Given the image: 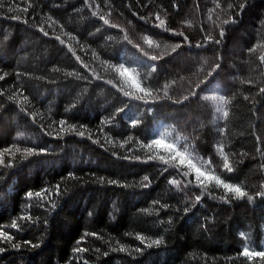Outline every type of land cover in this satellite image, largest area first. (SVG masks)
I'll list each match as a JSON object with an SVG mask.
<instances>
[{
    "label": "trees",
    "instance_id": "16d2710c",
    "mask_svg": "<svg viewBox=\"0 0 264 264\" xmlns=\"http://www.w3.org/2000/svg\"><path fill=\"white\" fill-rule=\"evenodd\" d=\"M261 57L264 0H0V264H264Z\"/></svg>",
    "mask_w": 264,
    "mask_h": 264
},
{
    "label": "snow or ice",
    "instance_id": "6c2138e0",
    "mask_svg": "<svg viewBox=\"0 0 264 264\" xmlns=\"http://www.w3.org/2000/svg\"><path fill=\"white\" fill-rule=\"evenodd\" d=\"M157 19H159V17H157ZM227 22L228 21H225V23H227ZM163 23H164V21L161 20L160 24H163ZM147 42L150 45L152 43V41H150V40L147 41ZM152 59L155 60L156 57H152ZM261 60L264 61V57H261ZM154 70H155V68H153V71ZM124 71L127 72V69H125ZM0 78H2V77H0ZM141 91H143V89H141ZM205 99H209V98L205 97ZM212 99H217V98L216 97H212ZM226 103H227V101L223 97L219 98V106L216 108V111L218 113H221V117L220 118H225V117L228 116V112L224 111V108H223V105H225ZM154 143L161 144L162 142L160 140H156V141H154ZM167 147H172V145H167ZM161 159L163 160V157H161ZM223 167L225 169H227L228 171H232V168L229 166L226 157H225V162H224ZM196 171L199 172V174L201 176H205V173L203 171H201L200 168H197ZM145 179H148V178L145 177ZM207 179H212V177L208 176ZM216 182H217V184H223V187L226 190H228L230 192H233L237 198H242V197L247 195V193L245 191H243L240 186H233L232 184H229V183H223V181H221L219 179H217ZM171 183L176 184L177 181L173 180V181H171ZM28 195L31 196L32 193H28ZM258 195H264V193H258ZM197 199H199V197H197ZM249 199H251V197H249ZM12 227L13 228L17 227L15 222H13ZM0 239L10 241V240H12V237L10 235H8L6 232H4L3 230H0ZM153 243L158 245V244L161 243V241L160 240H154ZM13 247H19V245H13ZM2 251H3V249L0 248V252H2ZM241 255L244 256V257H248V258H253V257L264 258V250H262V251H251V250H249V248L245 247L242 250Z\"/></svg>",
    "mask_w": 264,
    "mask_h": 264
},
{
    "label": "rangeland",
    "instance_id": "374dc122",
    "mask_svg": "<svg viewBox=\"0 0 264 264\" xmlns=\"http://www.w3.org/2000/svg\"><path fill=\"white\" fill-rule=\"evenodd\" d=\"M233 49H235L234 45H233ZM119 69L122 72L123 76L122 75L121 76L124 79L125 83L131 88H133V87L136 88L137 83L135 82V76L131 73V71L127 69V72H125L124 68H119ZM163 149L168 154H170L171 152H174V154H175V150L173 151L172 149H169V147H167V146H164ZM161 153H162V151H161ZM162 155L168 156V155L163 154V153H162ZM184 155L187 156V153L184 152ZM174 156H176V154ZM187 159L189 160V162L191 163V165L195 169L200 168V170L205 172V173L210 170V167H208V162H204L203 160H201L199 158L191 157V156H187Z\"/></svg>",
    "mask_w": 264,
    "mask_h": 264
}]
</instances>
